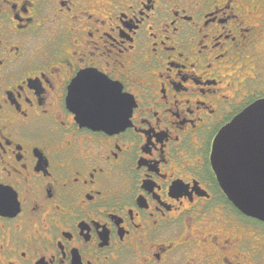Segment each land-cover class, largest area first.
<instances>
[{"label": "flooded vegetation", "instance_id": "1", "mask_svg": "<svg viewBox=\"0 0 264 264\" xmlns=\"http://www.w3.org/2000/svg\"><path fill=\"white\" fill-rule=\"evenodd\" d=\"M219 2L121 0L98 25L87 0H0V99L13 120L0 155V264H264L263 224L232 205L211 163L219 132L264 98V16L245 9L237 28ZM111 24L123 31L104 33ZM101 33L129 49L119 56L126 68L159 57L158 75L125 82L149 123L159 114V131L137 109L105 131L68 107L81 56L94 71H121L89 55ZM233 57L239 71L225 63ZM220 241H231L227 252Z\"/></svg>", "mask_w": 264, "mask_h": 264}, {"label": "snow or ice", "instance_id": "2", "mask_svg": "<svg viewBox=\"0 0 264 264\" xmlns=\"http://www.w3.org/2000/svg\"><path fill=\"white\" fill-rule=\"evenodd\" d=\"M87 2L91 5H94L97 9L95 16H89V19H95L99 25L110 21L112 16L111 9L113 5L120 3L121 0H87ZM149 4L151 7V0H144V4L141 5V7H145ZM255 7H260L262 9L261 15L264 16V0H221V2L216 3L215 6L216 9L223 10L221 15L225 17V23H227L228 20H235L237 21V28L243 24L242 18L248 15V12H246L245 9L251 10ZM213 10L215 11V9ZM105 13H108V15H105ZM133 15L135 16L136 14L133 13ZM74 18L78 19V14L74 13ZM170 26L171 25L166 26L165 31L167 30V27ZM243 26L245 28L249 27V25ZM118 28L120 31H123V27L121 25L111 24L110 27H106L104 29V33L116 31ZM86 31L90 33L92 32L91 29H87ZM201 31H203V29H201ZM104 33H101L102 40H105ZM206 38L207 35L205 34L204 39ZM72 42L75 43V41ZM260 50L264 52V45L261 46ZM128 51L129 49L125 45H117L115 41H113L111 44H108L107 40H105L103 44H101L99 41L93 43L89 50L90 56L94 57L96 60H102L104 66L110 70L113 69L114 65L119 64V68L121 69L119 75H109L107 72L101 73L98 70H92L93 67L96 66L86 62L84 56H81L78 60L80 65L78 69L74 66H70L72 67L75 75L69 79V84L67 85L68 98L70 94L72 97L71 106H69L68 103V107L73 113H75V117L78 118L82 124H88L92 120H99L103 122L105 126L104 130L107 131L110 126H123V124L126 123L133 115V109H137L138 115L143 119L144 124L153 129V131L160 130L161 119L159 114H157L156 123L154 125L149 123L147 117L143 115V110L139 108V103L135 98L136 93L125 86L126 81L128 83L137 82V76L134 74V72L144 71L152 76L158 75V73L152 70L154 67L152 61L158 60L159 57L156 55H153L152 57H143L139 61V64L133 63L131 68H126L124 63L120 61L119 56ZM115 53H118L119 55H116V58L113 60L112 57ZM224 54H226V50L225 53H216V55L220 56L221 59L223 58ZM237 57H239V53H237ZM237 57L232 58V63H225L228 65V67H234L235 70L239 71L243 65L238 64ZM207 67L213 68L211 61H209ZM213 71H221L222 74L229 76L232 75L231 72H228L219 63L215 66V68H213ZM197 75H200V73H197ZM59 76L60 73L57 72V77L59 78ZM209 78L215 79V76L210 75ZM228 82L231 83V81ZM49 83H51V81H49ZM140 83H142V81H140ZM46 86L47 85H45V87ZM165 99H167V97H165ZM6 103L7 97L0 99V155H7L5 151V140L11 137L13 134L12 131L9 130L13 124V120L9 114V110L5 108ZM28 103H31V100H29ZM168 107L171 108L172 105L170 104ZM183 114L184 113L182 110L179 108V106H177L175 116H182ZM151 139V136H149L148 141H151ZM155 147V144H152V148ZM146 149V151H151L149 148ZM145 159H152V157L148 156L145 157ZM172 167L176 169V171H179V167L176 165H172ZM3 170L4 169L0 167V171ZM14 200L15 196L12 197V201ZM2 210L3 204H0V212H2ZM225 238L227 239V237ZM219 243L225 252H227L231 241L229 244H224L223 241H220ZM0 245H2V241H0ZM60 264H64V261L60 260Z\"/></svg>", "mask_w": 264, "mask_h": 264}, {"label": "water", "instance_id": "3", "mask_svg": "<svg viewBox=\"0 0 264 264\" xmlns=\"http://www.w3.org/2000/svg\"><path fill=\"white\" fill-rule=\"evenodd\" d=\"M81 125L101 130L105 127L99 120ZM125 125L110 126L107 131H117ZM211 163L232 205L244 216L264 224V98L219 132L213 143Z\"/></svg>", "mask_w": 264, "mask_h": 264}, {"label": "rangeland", "instance_id": "4", "mask_svg": "<svg viewBox=\"0 0 264 264\" xmlns=\"http://www.w3.org/2000/svg\"><path fill=\"white\" fill-rule=\"evenodd\" d=\"M250 224H255L254 222H250ZM256 227L260 230V231H263L264 233V225H256Z\"/></svg>", "mask_w": 264, "mask_h": 264}]
</instances>
